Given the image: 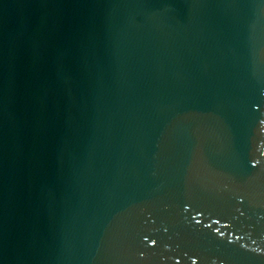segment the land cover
I'll return each instance as SVG.
<instances>
[{"label": "water", "instance_id": "95a60500", "mask_svg": "<svg viewBox=\"0 0 264 264\" xmlns=\"http://www.w3.org/2000/svg\"><path fill=\"white\" fill-rule=\"evenodd\" d=\"M0 264H264V0H0Z\"/></svg>", "mask_w": 264, "mask_h": 264}]
</instances>
